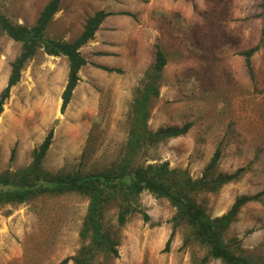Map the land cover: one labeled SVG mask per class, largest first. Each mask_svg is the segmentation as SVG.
I'll use <instances>...</instances> for the list:
<instances>
[{
  "label": "rangeland",
  "instance_id": "1",
  "mask_svg": "<svg viewBox=\"0 0 264 264\" xmlns=\"http://www.w3.org/2000/svg\"><path fill=\"white\" fill-rule=\"evenodd\" d=\"M49 1L0 0V13L31 26ZM102 9L123 20L102 28L95 42L82 47L88 63L65 111L61 105L68 58L41 49L25 64L0 115V173L28 166L52 128L53 142L43 162L48 171L87 173L117 164L128 151L134 101L159 43L168 62L160 93L149 105L148 128L192 126L184 135L138 147L133 164L167 162L196 179L220 148L216 174L244 171L217 191L194 194L211 217L228 212L238 197L263 191L264 42L252 57V73L240 53L263 37L264 1L61 0L47 36L73 40L88 16ZM105 35L111 44L101 56L97 44L106 42L99 39ZM21 50V42L0 30V93ZM118 202L110 203L103 216L118 254L98 252L94 264H200L206 250L185 245L188 229L175 225L177 208L169 199L142 192L133 202L138 210L124 225L118 222ZM89 203L87 195L70 192L0 204V264H61L77 255L90 243L81 235ZM224 238L235 253L264 264V195L240 209ZM206 264L226 263L212 258Z\"/></svg>",
  "mask_w": 264,
  "mask_h": 264
},
{
  "label": "trees",
  "instance_id": "2",
  "mask_svg": "<svg viewBox=\"0 0 264 264\" xmlns=\"http://www.w3.org/2000/svg\"><path fill=\"white\" fill-rule=\"evenodd\" d=\"M264 1V0H263ZM61 0H50L39 13L36 22L29 26L12 21L0 13V30L15 41L22 43L20 54L12 63L6 87L0 93V115L10 92L21 79L25 64L41 49L53 56L64 55L69 60L68 81L62 94V111L70 103L73 91L80 80V71L88 63L82 47L95 36L103 20L110 15L105 10H98L86 19L81 34L73 40H59L47 36V29L59 11ZM264 42V31L261 41L240 54L245 58L246 66L252 73V57ZM154 60L146 74V82L140 95L134 101V119L128 140V151L114 166L105 170L92 172H51L45 169L44 159L53 142L52 128L44 141L35 148L32 162L17 170H6L0 173V204L24 203L43 194H63L79 192L90 198L88 212L85 216L81 235L90 238L81 251L73 257L65 258L61 264L74 260L76 264H94L98 252L118 254L117 241L112 233L106 230L103 216L106 208L113 201L120 200L118 222L124 225L132 213L138 210L133 204L144 191L166 197L177 208L175 225L186 226V244H198L206 250L200 264H206L212 258L221 259L226 264H256L250 258L235 253L226 243L224 235L236 218L240 209L247 203L260 199L264 190L255 195L238 197L228 212L211 217L197 202L194 194L202 190L217 191L224 184L238 180L244 169L235 173H218L216 168L221 158L220 148L205 168L200 178L188 176L186 171L173 169L167 162L135 166L133 155L145 144L155 146L170 138L186 134L191 123L182 126L162 127L157 131L148 128L149 105L160 93L163 72L168 62L166 51L157 43ZM109 72H122L120 68L100 66ZM143 219L150 216L144 212ZM175 231L166 242L165 250L171 247Z\"/></svg>",
  "mask_w": 264,
  "mask_h": 264
},
{
  "label": "crops",
  "instance_id": "3",
  "mask_svg": "<svg viewBox=\"0 0 264 264\" xmlns=\"http://www.w3.org/2000/svg\"><path fill=\"white\" fill-rule=\"evenodd\" d=\"M123 20V17L122 16H111V15H108L104 20H103V22L101 23V25H100V27H99V29L97 30V32L95 33V36H94V38L92 39V40H90L89 41V43L91 42H95L96 41V36L98 35V32L103 28V29H105V30H107V29H111L113 26H116L119 22H121ZM106 36L107 35H105V37H101V38H99L100 40H106V42L105 41H102L101 43H99V44H97V46H99L98 48H97V52H98V54H100L101 56H105V55H107L108 54V49L110 48L109 46V44H111L109 41H108V39H106ZM99 66H102V65H100L99 64ZM103 66H106V65H103ZM111 68H114V67H111Z\"/></svg>",
  "mask_w": 264,
  "mask_h": 264
},
{
  "label": "bare ground",
  "instance_id": "4",
  "mask_svg": "<svg viewBox=\"0 0 264 264\" xmlns=\"http://www.w3.org/2000/svg\"><path fill=\"white\" fill-rule=\"evenodd\" d=\"M58 66H59V65H58ZM51 70H52V69H51ZM53 70L55 71V69H53ZM62 70H63V69H62ZM60 72H61V71H60ZM60 72H59V73H60ZM55 74H56V73H55ZM60 74H61V73H60ZM53 75H54V74H53ZM57 83H58V82H57ZM54 97H55V96H54ZM55 99H56V98H55ZM53 101H54V100H53Z\"/></svg>",
  "mask_w": 264,
  "mask_h": 264
}]
</instances>
